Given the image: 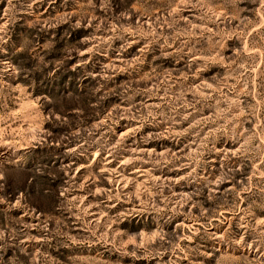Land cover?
Segmentation results:
<instances>
[{
	"label": "clouds",
	"instance_id": "9594fccd",
	"mask_svg": "<svg viewBox=\"0 0 264 264\" xmlns=\"http://www.w3.org/2000/svg\"><path fill=\"white\" fill-rule=\"evenodd\" d=\"M0 264H264V0H0Z\"/></svg>",
	"mask_w": 264,
	"mask_h": 264
}]
</instances>
